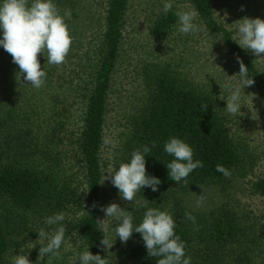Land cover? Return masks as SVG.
Segmentation results:
<instances>
[{
    "label": "trees",
    "instance_id": "1",
    "mask_svg": "<svg viewBox=\"0 0 264 264\" xmlns=\"http://www.w3.org/2000/svg\"><path fill=\"white\" fill-rule=\"evenodd\" d=\"M82 0H54L61 14L69 12L66 22L73 42L66 59L74 57L76 42L81 37L75 31L79 23L80 10L75 7ZM130 0H109L105 12V32L98 44L95 59L90 65L75 63L68 77L62 75L59 65H48L46 81L40 88L30 86L19 75L18 65L12 56L0 47V264L4 263L9 250L11 207L30 210L44 202L50 206L57 199L58 191L53 163L60 164V146L64 145L63 133L68 109L60 101V90L79 80L78 86L85 93L82 129L76 141L78 156L82 159L86 176V195L81 218L77 228H82V239L86 248L95 255L108 258V264H115L109 251L100 245L104 234L98 228L102 221V200L104 194V167L101 148L104 141L109 93L123 47L126 14ZM198 13L199 24L215 39H221L232 61L241 70L240 60L247 68V75L254 80L251 85L258 93L264 115V74L250 53L239 46L235 32L217 18L213 0H190ZM175 11H162L152 22L155 36H167L175 32L177 18ZM42 69L46 57L38 54ZM176 59V58H175ZM165 64L152 63L145 67V88L147 91L141 112L130 122L126 144L128 162L131 152L155 142L150 156L146 157L149 175L161 180L157 191L145 187L138 193L147 200L160 199L172 189L222 184L241 169L246 157L243 146L234 137L227 116L213 93L189 75L182 61ZM66 73V72H63ZM53 88L56 93L53 92ZM89 88V89H88ZM88 91V93H87ZM64 94V93H63ZM207 103L205 111L202 104ZM185 140L194 149V158L203 161L202 168L195 169L187 183L179 184L169 178L166 165L173 157L164 151V144L170 137ZM58 150L57 153L54 152ZM58 160V161H57ZM53 161V162H52ZM218 164L229 170L225 176L216 170ZM256 192L264 195V176L254 184ZM141 210H146L141 209ZM226 207H221L212 226L217 249L207 251L211 260L207 264H264L258 262L262 251L257 245L264 244L256 233L250 239L239 242L241 235L237 218ZM143 214L134 219L138 224ZM4 221L2 222V219ZM176 220V233L186 244V255L190 249V236ZM244 234V233H243ZM244 238V237H243ZM130 246L131 264H157L158 257L149 256L139 233H133ZM243 244V245H242ZM213 249V248H212ZM193 264V263H191ZM199 264H202L201 262Z\"/></svg>",
    "mask_w": 264,
    "mask_h": 264
},
{
    "label": "rangeland",
    "instance_id": "2",
    "mask_svg": "<svg viewBox=\"0 0 264 264\" xmlns=\"http://www.w3.org/2000/svg\"><path fill=\"white\" fill-rule=\"evenodd\" d=\"M109 0H82L75 7L80 10L79 23L75 31L81 37V45L76 42V50L72 48L74 57L59 65L60 72L68 77L75 63L86 62L92 65L95 59L87 60V56L95 57L98 44L105 32V12ZM172 10H194L190 0H170ZM217 18L237 36L238 25L234 24L245 17L264 19V0H213ZM165 0H130L126 14L123 47L109 93L108 111L101 159L104 167V178L107 172L115 171L119 164L125 162L126 144L129 137L130 122L141 112L147 94L145 88V67L154 62L165 64L170 61L187 66L191 78L204 85L212 92L222 108H226V98L234 85L239 83L240 70L232 61L221 39L209 35L200 25V31L195 35L182 34L176 28L167 36H155L152 22L163 11ZM197 23H199L197 18ZM264 74V54L255 56L247 50ZM176 58V59H175ZM66 72V73H63ZM79 80L73 85H66L60 90V101L66 105L67 124L64 129V145L60 146L61 154L57 153L60 164L53 163L54 176L58 191L57 199L50 206L44 202L34 209L26 210L11 207V234L8 236L9 250L4 258L5 264H11L13 255H28L31 264H48L46 255L40 256L41 246L47 243L40 239L38 231L42 228L53 234L55 226H48L46 218L57 212H64L66 219L65 242L60 250V256L54 258L53 264H75L79 252L86 248L82 239V228L74 227L81 218L86 195V176L84 165L78 156L76 141L82 129V118L85 106L84 90L78 89ZM89 89V88H88ZM53 92L56 90L53 88ZM64 93V94H63ZM88 93V91H87ZM241 113L232 116L225 111L230 129L236 140L243 146L245 163L222 184L210 186L172 189L160 199H149L148 207L160 208L179 219L190 236V249L187 255L191 263L207 264L211 260L207 251L217 249L212 237L217 233L212 227L221 207H226L237 218L241 235L239 242L250 239L254 233L264 238V195L254 189V184L264 176V115L262 103L256 90L246 86L241 93ZM57 160V161H58ZM53 162V161H52ZM102 207L116 203L126 211L132 212L134 219L141 216L145 210V198L137 193L136 203L125 201L119 195V190L110 180L104 181ZM202 203L197 205L200 196ZM191 212L196 217V224L188 220L184 213ZM106 219L103 211L102 221ZM4 218L2 219V222ZM118 223L115 217L105 221L109 229L108 237L113 243L108 249L115 264H131V238L123 243L116 237L114 228ZM244 233V234H243ZM244 237V238H243ZM40 239V240H39ZM117 239V240H116ZM264 242V241H263ZM243 245V244H242ZM213 248V249H212ZM22 249L24 252H22ZM262 251L260 263L264 261V244L257 245L256 252ZM79 264V261L77 262Z\"/></svg>",
    "mask_w": 264,
    "mask_h": 264
},
{
    "label": "clouds",
    "instance_id": "3",
    "mask_svg": "<svg viewBox=\"0 0 264 264\" xmlns=\"http://www.w3.org/2000/svg\"><path fill=\"white\" fill-rule=\"evenodd\" d=\"M172 7L170 0H165L164 14L171 12ZM69 15V12L61 14L54 0H0V47L12 56V62L19 67L20 77L30 82V86L42 87L46 81V67L58 66L65 61L73 42L66 22V17ZM174 15L180 33L195 35L200 31L197 11L177 10ZM234 24L238 25V39L233 40L241 48L261 57V54H264V19L245 17ZM40 53L46 57L44 69L38 59ZM239 62L240 81L233 86L230 95L226 98L227 106L224 108L232 116L241 113L242 90L254 83V80L248 77L247 68L242 60ZM207 107L208 104L204 103L201 109L205 111ZM104 143L111 144V141L106 138ZM154 147H156L155 142L134 149L128 162L120 163L114 172H107L104 181L110 180L119 190L123 200L134 201L135 205L137 193L141 189L149 187L152 191L158 190L161 180L149 175L146 167V157L150 156ZM164 151L173 157L165 165L169 170V178L178 184L181 181L187 183L189 175L195 169L204 166L203 161L194 158V149L191 145L179 137H170L164 144ZM216 170L226 177L230 175L229 170L221 164L216 166ZM202 201L203 195L200 196L197 205L199 206ZM148 203L145 198L146 210L138 224L134 223L132 212L126 211L116 203L103 207L102 211L106 219L109 217L117 219L118 223L113 230L121 242L126 243L133 233H139L149 256L159 258L157 264H191L192 258L186 255V244L176 233L177 225L173 214L160 208L148 207ZM184 215L194 225L196 224V217L191 212H185ZM65 219L64 212L54 213L46 218L48 226H55L53 234H49L43 228L38 231L40 239L47 240V243L40 248V256L46 255L48 264H53L54 258L61 254L60 250L66 238ZM106 219L97 221L98 229L104 234L100 245L105 246V251L113 246L107 234L109 229L105 227ZM78 261L79 264H108V258H103L100 254L94 255L89 248L79 252L75 264ZM11 264H31V261L26 254L13 255Z\"/></svg>",
    "mask_w": 264,
    "mask_h": 264
}]
</instances>
